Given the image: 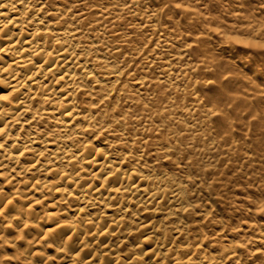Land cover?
Masks as SVG:
<instances>
[{"label":"bare ground","instance_id":"bare-ground-1","mask_svg":"<svg viewBox=\"0 0 264 264\" xmlns=\"http://www.w3.org/2000/svg\"><path fill=\"white\" fill-rule=\"evenodd\" d=\"M156 9L148 0H0V93L14 96L10 103L0 101V197L8 193L17 209L12 216L33 226L30 235L21 231L27 243L16 242L22 264L51 256L57 264H79L80 258L90 264L89 252L99 264H120L121 258L135 264L133 253L138 256L137 246L147 243L144 234L164 255L163 264L169 257L176 264H229V257L245 264L243 250L236 247L244 243L234 236L243 225L247 231L257 228V222L243 219L234 225L231 210L223 215L217 208L236 190L226 177L240 150L234 124L230 131L215 119L205 120L200 108L174 105L177 92L165 100L156 90L154 85L164 82L176 87L182 76L176 65L184 59L172 49L166 26L150 15ZM138 28L146 32L140 44ZM134 62L139 86L120 75ZM139 94L150 95V101ZM186 113L192 120L185 121ZM97 126L120 146L111 159L88 154L83 130ZM206 130L217 140L207 147ZM168 143L173 149L178 144L181 154L191 153L206 182L200 189L186 179L191 170L181 173L160 160L161 146ZM201 159L210 161L202 165ZM109 167L125 171L119 184L101 175ZM207 183L216 193L210 210L200 199L207 198ZM57 225H70L63 231L72 239H53L49 233L53 227L61 231ZM256 234L255 241L264 242V230L257 228ZM53 246L63 250V258Z\"/></svg>","mask_w":264,"mask_h":264},{"label":"snow or ice","instance_id":"snow-or-ice-1","mask_svg":"<svg viewBox=\"0 0 264 264\" xmlns=\"http://www.w3.org/2000/svg\"><path fill=\"white\" fill-rule=\"evenodd\" d=\"M237 7L240 11H247L248 8L243 3H239ZM258 8L262 14H264V0H259ZM209 11L208 5L203 2V0H159V6L152 12L150 15L154 16L159 22L160 17L166 18L174 26H178L181 23V20H186L187 17L197 15L203 17V12ZM171 14V15H169ZM238 14V13H237ZM211 32H221L222 29L219 27L210 28ZM120 37L117 36L116 39ZM230 42H235L237 44H244L248 48H257L264 53V42H250L240 39L238 37H229ZM200 43H207L206 40L201 39ZM118 47V46H117ZM189 48L195 51L199 45L189 44ZM227 51V50H225ZM121 56L124 55L123 52L120 53ZM248 53H245L243 56H234L227 57L225 56L222 59L208 58L203 56L201 59L199 71L196 73L200 77L199 81H194L193 83H199L200 87L197 89V92L204 97L201 107L204 110L203 116L205 120L214 118L218 124L222 127H227L231 131L232 123L239 121V126L241 128V135L247 138V133H251L253 138H256L264 145V56L257 59H249ZM199 58V57H198ZM135 62L131 67L122 69L120 75L125 78L131 77L132 81L136 83V86H139V82L136 81V77L132 75V69L135 68ZM143 69H140V72L143 73ZM259 83H256V82ZM241 82H247L250 87L255 84V87L252 91H245L243 95H237V85ZM120 85L123 87V81H119ZM14 99L13 94L10 92L8 94L0 93V101L5 103H10ZM245 105V108L238 112L241 108V105ZM235 105V106H234ZM87 111V109H85ZM72 113H68V117L71 118ZM242 118V119H241ZM85 123H87L86 118H82ZM4 130H0L2 134ZM85 132V138L88 139L89 144V155L98 156L99 159H111L109 154L115 155L119 152L120 146L114 145L111 142L107 141L106 137L110 135L109 131L103 127L97 126L95 128L89 127L83 130ZM112 139L119 140L118 136H113ZM141 143H144L142 140ZM3 145L0 144V148ZM126 150V149H125ZM161 156L160 160H167L169 166L173 169L180 171L181 173L192 171V175L186 177L188 182L192 185L193 188L200 189L202 185H205L206 182L201 180V174H197L196 168L193 166L192 161L189 159L191 155L190 152L181 154L180 146L177 144L175 149L171 147V144H165L161 146ZM172 157H176L175 160ZM118 162L123 160L122 156L116 157ZM155 160V157H153ZM159 163V161H157ZM101 175L110 177L112 182L119 184L120 178L125 175V171L117 170L113 171L111 167ZM207 188L209 189L207 198L200 197L203 202L204 208H212V198L216 195L215 189L211 183H207ZM219 187V185H217ZM119 191V188L116 189ZM202 190V189H201ZM245 195H247V190ZM3 192V189H0V193ZM257 195H262L257 193ZM37 205L43 203L42 201H36ZM253 207L256 212H259L262 217H264V199L259 201H253ZM16 206L13 203V200L9 198L8 193H4L0 197V264H22L20 255H17L16 242L25 240V236L21 234L23 229H28V234H31L32 227L29 224L24 223V221L19 216H12L15 212ZM196 209H193L195 211ZM184 212H188V208L182 209ZM7 217H12V220L15 223L10 222ZM207 217L201 216L200 219H206ZM57 227L61 228V231L57 232L56 227H53L49 233L53 239L58 243L64 242L65 237L71 240L72 237L69 233L63 231V228L70 225H64ZM141 228H147V225H140ZM53 233L55 235H53ZM6 234V235H5ZM14 234L13 239H9V236ZM144 239L147 241L144 245H138L136 251L139 252V255L135 257V264H163L164 255L159 254V248L153 247L151 243V237L144 234ZM47 240H45V244ZM162 247V245H161ZM236 247L244 250L245 252V264H264V242H260L255 249H252L251 242L245 244H238ZM9 250L13 252V255H6ZM53 250L61 254L63 258V250L56 249L53 246ZM28 255H31V251L28 252ZM43 256L42 253L38 254ZM79 255V253H77ZM100 255H103L101 252ZM90 258V264H99V257L93 258L91 252L88 253ZM70 258V256H69ZM236 260L239 259L237 255ZM50 260L51 264H57V257H45L39 261V264H47V261ZM66 264V262H65ZM79 264H85L83 258L79 259ZM109 264H114L110 261ZM120 264H124L123 258L120 260ZM168 264H176V261L169 257ZM229 264H234L232 257H229Z\"/></svg>","mask_w":264,"mask_h":264},{"label":"rangeland","instance_id":"rangeland-1","mask_svg":"<svg viewBox=\"0 0 264 264\" xmlns=\"http://www.w3.org/2000/svg\"><path fill=\"white\" fill-rule=\"evenodd\" d=\"M148 1L153 4L154 7L159 6L158 0ZM203 2L208 5L209 9V11L200 9V11L203 12V17L197 15L189 16L186 20L182 19L178 26H174L164 17H160L159 19V23L162 27L164 28L166 26L164 32H166L171 39L170 42L172 44V49L183 52L184 59L181 63L178 62L176 65L180 70L182 69V76L180 75L176 87L174 85L175 83L172 84L171 88L168 87V82L158 83L157 85H154V87L156 90L162 92V95H165V100L170 97L169 95L177 92L176 100L174 99L173 104L179 107L189 105V107L192 108V111H194L195 108L203 110L201 103L203 102L204 97L197 92L200 85L199 83H195V86L193 82L200 80V77L197 76L196 73L197 70L199 71L201 59H203L202 57L205 53L208 54L207 57L210 59H222L225 56L229 58L237 55L243 56L245 53L250 54V60L264 56V53H261L257 48H248L244 44H237L229 41V37L236 36L245 41H248L249 39L250 42H264V14H262L258 8L259 0H203ZM239 3L245 4L248 10L240 11L237 7ZM216 27L221 28L222 31H209L210 28ZM139 30V32L137 31L136 33L140 34L135 40L140 44L142 42L140 38L145 37L144 35H146V32H142L141 29ZM225 33L227 34L225 35ZM257 34H259V36ZM201 35L203 36L200 37ZM201 39L206 40L207 43H200ZM189 44H198L200 46L193 51V49L188 47ZM201 49L204 50V53L201 52ZM210 54L213 56L210 57ZM157 66H159V63L154 66L156 67L155 71H157ZM138 73H141L140 70ZM146 73L148 74V72ZM149 74L152 78H158L157 72H149ZM256 83L259 82L257 81ZM254 87L255 84L250 87L247 82H241L237 85V95H243L245 91H252ZM136 95L138 96V93H136ZM139 96L141 99L150 101V95L139 94ZM193 97L199 99L196 100ZM198 103L200 106H198ZM244 108L245 105L242 104L238 111H241ZM186 114L188 116L185 121L192 120L190 114ZM212 120H214V118H212ZM185 121L182 122L180 120L179 124L183 125L186 123ZM214 122H216V120H214ZM239 123V121L233 123V135L238 142L240 150L231 157L230 162L233 160H235V162L232 163L234 165L231 169H227L228 173L226 172L230 187L234 186L236 190L230 192L231 197L225 196V201L227 202L226 205H223L218 201L217 208H219V211H223V215L226 211L231 210L234 217V225L236 221L237 224H240L243 223V219L251 220L257 222V228L264 230V217H262L260 213L257 214L253 211V201L264 199V145H262L258 139L253 138L250 132L247 133V138L242 136L240 134L241 128ZM201 127L206 129V126ZM207 128L209 127L207 126ZM207 132L208 133L203 140L206 147L210 146L211 144L209 143L216 137L213 132ZM213 141L217 140L213 139ZM209 161L210 160L201 159L202 165L209 163ZM240 161H243V163ZM235 168H239V170L237 172L233 171ZM228 174L232 176H229ZM244 190H247V195H245ZM257 193H261L262 195H257ZM240 219H242V221L238 222ZM257 228L247 231L246 226L243 225L241 230L236 232L234 238L244 244L251 242L252 249H255V247L259 245L254 239L257 235ZM247 235L251 236L249 240L245 242ZM243 254L245 259L244 250Z\"/></svg>","mask_w":264,"mask_h":264}]
</instances>
